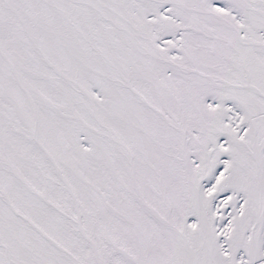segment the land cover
<instances>
[{
  "label": "snow or ice",
  "instance_id": "1",
  "mask_svg": "<svg viewBox=\"0 0 264 264\" xmlns=\"http://www.w3.org/2000/svg\"><path fill=\"white\" fill-rule=\"evenodd\" d=\"M0 264H264V0H0Z\"/></svg>",
  "mask_w": 264,
  "mask_h": 264
}]
</instances>
